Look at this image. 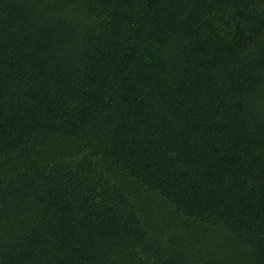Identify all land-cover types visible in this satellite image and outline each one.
I'll return each mask as SVG.
<instances>
[{
    "label": "trees",
    "instance_id": "1",
    "mask_svg": "<svg viewBox=\"0 0 264 264\" xmlns=\"http://www.w3.org/2000/svg\"><path fill=\"white\" fill-rule=\"evenodd\" d=\"M0 264H264V0H0Z\"/></svg>",
    "mask_w": 264,
    "mask_h": 264
}]
</instances>
